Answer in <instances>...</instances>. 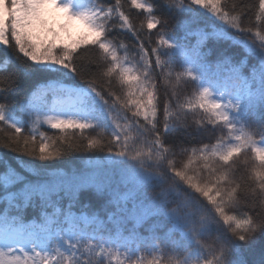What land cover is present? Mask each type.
Segmentation results:
<instances>
[{
    "label": "snow or ice",
    "instance_id": "snow-or-ice-1",
    "mask_svg": "<svg viewBox=\"0 0 264 264\" xmlns=\"http://www.w3.org/2000/svg\"><path fill=\"white\" fill-rule=\"evenodd\" d=\"M130 4L0 0V264H264V0Z\"/></svg>",
    "mask_w": 264,
    "mask_h": 264
},
{
    "label": "trees",
    "instance_id": "trees-1",
    "mask_svg": "<svg viewBox=\"0 0 264 264\" xmlns=\"http://www.w3.org/2000/svg\"><path fill=\"white\" fill-rule=\"evenodd\" d=\"M122 2L125 3V7H124V11H126L129 16H130V19L132 20L133 24L136 25L137 27L140 26L141 23H144L146 25V20H145V17L147 15V13H144L142 12L141 10H138L134 7L131 6L130 4V0H122ZM140 2H144V0H140ZM149 2H153V0H149ZM231 2V0H230ZM236 3H239L240 0H235ZM244 3H247V4H252V3H256L258 4V0H243ZM157 14H158V18H161V19H167V15L166 13H163L161 11V9L157 8ZM252 22L255 23V16L254 14L252 15ZM159 29H153L152 30V33H151V38H152V42H153V46L155 45V41L157 39V36H156V32L158 31ZM143 32L145 34L148 33V30L145 26V28L143 29ZM81 37V36H80ZM80 37L76 38V39H72L73 41L74 40H77L79 39ZM117 41L119 43H123L125 44L126 47H131V45L133 43H135V39L132 37L131 33L130 32H125L123 33V35L121 36H118L117 37ZM129 56H131V53H129ZM4 54H3V51L0 50V61H2L4 59ZM139 58V56H137V59ZM179 62V60H178ZM180 69L177 68V71H179ZM181 90H184L186 89L187 91L191 92V85L188 84V85H184L183 83L181 85L178 86ZM165 88H168V86L166 85H162L161 86V98L163 96V91ZM168 92L169 94H171V89L168 88ZM162 107V106H161ZM191 119V117H189ZM193 127L195 128L196 125H193ZM206 130L203 131L198 137H197V140L195 143H199V142H203V143H208V144H213V143H216V140H217V137L220 135L219 131H213L212 130V125H206L205 126ZM42 130H46L49 132V134H52L54 131L56 130H52L50 128H48L47 126H45L44 129ZM73 130L69 129L68 132L71 133ZM100 132L99 129L95 130V131H92V130H87L85 132V135H89V136H92V137H95L97 136V134ZM56 134H59L58 132ZM5 135L4 132H0V137H3ZM76 135H79V132L76 133ZM249 157H251V153L248 154ZM181 160V157L177 156L176 157V162L179 163ZM84 162L76 157H72V158H65L63 160H60V161H57L56 162V167H59V168H63V169H72V168H76V167H81L83 166ZM241 171H245V169L243 167H241ZM248 171H250V169H248ZM34 214L29 212L28 213V216L27 218L30 219L32 218ZM144 231V229H140V232L142 233Z\"/></svg>",
    "mask_w": 264,
    "mask_h": 264
},
{
    "label": "rangeland",
    "instance_id": "rangeland-1",
    "mask_svg": "<svg viewBox=\"0 0 264 264\" xmlns=\"http://www.w3.org/2000/svg\"><path fill=\"white\" fill-rule=\"evenodd\" d=\"M47 12L50 17V22L53 24L54 27H56L57 31H60V25L68 23L65 19V16L63 13L59 12L58 10L49 7L47 9ZM86 33V30L84 26L79 23L78 21H73L69 23V36L65 37V40H68L69 38L76 39ZM63 35V33H62Z\"/></svg>",
    "mask_w": 264,
    "mask_h": 264
}]
</instances>
